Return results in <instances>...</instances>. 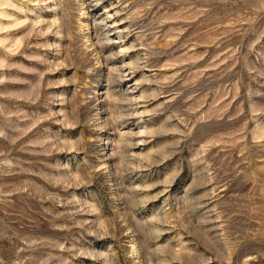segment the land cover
Returning <instances> with one entry per match:
<instances>
[{
	"label": "rangeland",
	"instance_id": "1",
	"mask_svg": "<svg viewBox=\"0 0 264 264\" xmlns=\"http://www.w3.org/2000/svg\"><path fill=\"white\" fill-rule=\"evenodd\" d=\"M0 264H264V0H0Z\"/></svg>",
	"mask_w": 264,
	"mask_h": 264
}]
</instances>
